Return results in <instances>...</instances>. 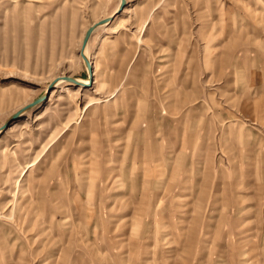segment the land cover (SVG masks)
<instances>
[{
    "label": "rangeland",
    "instance_id": "rangeland-1",
    "mask_svg": "<svg viewBox=\"0 0 264 264\" xmlns=\"http://www.w3.org/2000/svg\"><path fill=\"white\" fill-rule=\"evenodd\" d=\"M118 4L0 0V264H264V0Z\"/></svg>",
    "mask_w": 264,
    "mask_h": 264
},
{
    "label": "water",
    "instance_id": "water-1",
    "mask_svg": "<svg viewBox=\"0 0 264 264\" xmlns=\"http://www.w3.org/2000/svg\"><path fill=\"white\" fill-rule=\"evenodd\" d=\"M126 4H127V0H121L120 6H119V9H118L117 12L124 10V8L126 7ZM114 17H115V15L113 14L112 16L103 18V19L93 23L86 30L85 35L83 37L82 46H81V49H80V54L83 57V59L85 60V64L87 66V70H88V74H89L90 83H92L93 80H94V72H95V70H94V65H93L92 61L85 54V49H86V47H87V45H88V43H89V41L91 39V36L94 33V31L97 28L110 23L114 19ZM60 78H62L65 81H68L69 83H73L77 87L78 86L79 87H81V86L84 87V86L89 85V84H85V83L81 82L80 80H78V78L73 77L71 75H64L63 77H60ZM58 79L59 78H57L54 82H52L51 87L53 85H55V83L58 81ZM50 92L51 91L49 90L48 94ZM48 94L42 95V96L36 98L35 100H33L32 102H30L29 104L25 105L20 111H18L16 113V116L19 115L20 113L25 112L26 110L34 107L35 105L39 104L40 102H42L48 96Z\"/></svg>",
    "mask_w": 264,
    "mask_h": 264
},
{
    "label": "bare ground",
    "instance_id": "bare-ground-1",
    "mask_svg": "<svg viewBox=\"0 0 264 264\" xmlns=\"http://www.w3.org/2000/svg\"><path fill=\"white\" fill-rule=\"evenodd\" d=\"M120 3H121V0H119V4H118V6H120ZM117 6V11H118V9H119V7ZM113 15V14H112ZM111 15V16H112ZM121 19V18H120ZM123 23V22H122ZM103 26H105V25H103ZM85 54L87 55V57H89V59L92 61V56L90 55V53H89V43H88V45H87V47H86V49H85ZM81 55V54H80ZM81 58H82V61L84 62V64H85V60L83 59V57L81 56ZM85 66H86V64H85ZM86 68H87V66H86ZM88 71V70H87ZM61 77H63V76H61ZM78 80H80L81 82H83V83H85V84H90V79H89V76L87 77V78H85V79H78ZM58 83H63V82H68V81H65V80H63L62 78H60L59 77V79H58V81H57ZM18 125H20V124H18ZM17 125V126H18ZM21 126V125H20ZM22 127H23V124H22Z\"/></svg>",
    "mask_w": 264,
    "mask_h": 264
},
{
    "label": "crops",
    "instance_id": "crops-1",
    "mask_svg": "<svg viewBox=\"0 0 264 264\" xmlns=\"http://www.w3.org/2000/svg\"><path fill=\"white\" fill-rule=\"evenodd\" d=\"M92 63H93V60H92ZM95 81H96V79H95ZM90 104H92V103H88L87 106L90 105Z\"/></svg>",
    "mask_w": 264,
    "mask_h": 264
}]
</instances>
